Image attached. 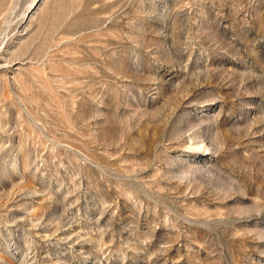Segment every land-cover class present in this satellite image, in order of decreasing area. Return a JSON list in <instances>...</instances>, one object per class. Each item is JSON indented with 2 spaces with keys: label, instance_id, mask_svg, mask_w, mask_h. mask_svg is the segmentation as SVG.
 Segmentation results:
<instances>
[{
  "label": "rangeland",
  "instance_id": "rangeland-1",
  "mask_svg": "<svg viewBox=\"0 0 264 264\" xmlns=\"http://www.w3.org/2000/svg\"><path fill=\"white\" fill-rule=\"evenodd\" d=\"M0 264H264V0H0Z\"/></svg>",
  "mask_w": 264,
  "mask_h": 264
}]
</instances>
